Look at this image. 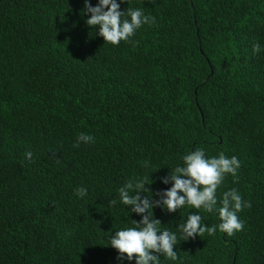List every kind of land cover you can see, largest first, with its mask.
Returning a JSON list of instances; mask_svg holds the SVG:
<instances>
[{
	"label": "trees",
	"instance_id": "16d2710c",
	"mask_svg": "<svg viewBox=\"0 0 264 264\" xmlns=\"http://www.w3.org/2000/svg\"><path fill=\"white\" fill-rule=\"evenodd\" d=\"M117 3L155 24L114 46L84 0H0V264H135L110 246L142 219L119 188L148 177L159 199L197 147L239 159L216 195L236 189L251 207L242 231L189 240L180 222L218 225L215 210L154 208L177 235L178 259L160 264H264V0ZM81 133L94 142L74 147Z\"/></svg>",
	"mask_w": 264,
	"mask_h": 264
},
{
	"label": "clouds",
	"instance_id": "9594fccd",
	"mask_svg": "<svg viewBox=\"0 0 264 264\" xmlns=\"http://www.w3.org/2000/svg\"><path fill=\"white\" fill-rule=\"evenodd\" d=\"M123 2L125 0H121ZM84 5V12L90 14L86 24L92 28L98 27L99 36L103 37L105 43L114 46H118L121 41L129 42L136 30L145 24L156 22L155 17L145 15L140 8L128 7L126 11H121L117 0H98L95 7L90 0H84ZM259 50V44H253L254 54ZM92 142L93 136L81 133L74 147H78L80 143ZM25 157L30 160L32 153L26 152ZM182 160L183 166H177L168 176L161 178L162 183L172 186L155 193L159 199L154 200L153 194L151 198L144 194L150 191L146 187L148 177L129 180L119 188L120 201L142 219L139 222L133 221L134 227L121 229L111 236L110 246L118 251V259L130 262L135 260V264H160V255L172 261L178 259V253L174 251L177 235L167 229L161 231V221L153 218V209L157 207L174 213L187 204L195 209L203 208L208 212L215 210L218 213L221 222L211 227L202 224L199 214L188 215L187 220H182L178 227L185 240L203 236L204 233L214 236L217 229L229 236L243 230L244 223L238 213L245 207H251L250 202L243 201L236 189L224 192L219 201L216 195L225 176L236 175L241 166L239 159L235 156L229 158L223 152L216 157L206 158L203 149L197 147L184 155ZM76 195L83 198L87 195V190L77 188ZM115 205L116 200H111L109 206Z\"/></svg>",
	"mask_w": 264,
	"mask_h": 264
}]
</instances>
